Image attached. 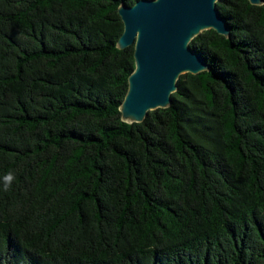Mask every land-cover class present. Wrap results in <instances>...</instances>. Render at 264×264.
I'll use <instances>...</instances> for the list:
<instances>
[{"label": "trees", "instance_id": "obj_1", "mask_svg": "<svg viewBox=\"0 0 264 264\" xmlns=\"http://www.w3.org/2000/svg\"><path fill=\"white\" fill-rule=\"evenodd\" d=\"M135 1L0 0V264H264V1L129 123Z\"/></svg>", "mask_w": 264, "mask_h": 264}, {"label": "water", "instance_id": "obj_2", "mask_svg": "<svg viewBox=\"0 0 264 264\" xmlns=\"http://www.w3.org/2000/svg\"><path fill=\"white\" fill-rule=\"evenodd\" d=\"M219 0H136L121 2L124 23L117 46L134 45L135 68L120 105L121 119L142 122L150 111L167 108L178 79L209 70L206 59L190 45L207 29L229 37L230 28L217 7ZM260 6L264 0H248Z\"/></svg>", "mask_w": 264, "mask_h": 264}, {"label": "clouds", "instance_id": "obj_3", "mask_svg": "<svg viewBox=\"0 0 264 264\" xmlns=\"http://www.w3.org/2000/svg\"><path fill=\"white\" fill-rule=\"evenodd\" d=\"M6 180H7V184L5 185L4 187V191L7 192L11 186V182L13 180V174L12 173H9L8 176L6 177Z\"/></svg>", "mask_w": 264, "mask_h": 264}]
</instances>
